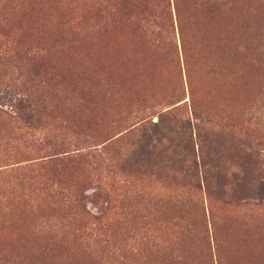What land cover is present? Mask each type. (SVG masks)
<instances>
[{"label": "rangeland", "instance_id": "obj_1", "mask_svg": "<svg viewBox=\"0 0 264 264\" xmlns=\"http://www.w3.org/2000/svg\"><path fill=\"white\" fill-rule=\"evenodd\" d=\"M97 2L0 0V53L15 52L0 61V264H264V0L246 9L245 90L193 102L208 136L177 29L154 52ZM178 104L194 140L172 171L134 148L138 125Z\"/></svg>", "mask_w": 264, "mask_h": 264}, {"label": "trees", "instance_id": "obj_2", "mask_svg": "<svg viewBox=\"0 0 264 264\" xmlns=\"http://www.w3.org/2000/svg\"><path fill=\"white\" fill-rule=\"evenodd\" d=\"M97 3L98 10L103 13H110L113 9L111 16L116 20L133 22L137 36L154 52L165 46H175L172 36L177 29L190 115L199 120L193 129L197 127L198 133L204 131L208 136L206 117L193 102L200 95V98L203 96L217 104L230 103L245 90L249 67L248 0H100ZM12 54L15 52H7L3 56L0 53V61H14ZM257 69L255 67V71ZM194 80L198 82L194 84ZM26 101L27 107L34 113L47 110L32 98ZM181 109L183 106L179 107V104L169 105L156 112V121L150 118L140 123L135 154L142 157L157 154L159 159L164 158L162 167L172 171H176V157L178 162L189 160L194 138L192 132L189 135L184 131L191 125L189 119L176 117ZM3 112L0 109V118ZM181 130L183 132L180 133ZM125 133L131 137L130 129ZM243 146L247 151L243 153L245 160L259 158L257 142L249 140ZM239 155L242 156V149ZM131 156L132 152L126 151L122 164L131 166ZM188 175L195 176V173L190 171Z\"/></svg>", "mask_w": 264, "mask_h": 264}]
</instances>
